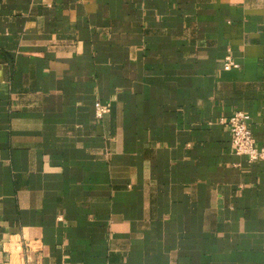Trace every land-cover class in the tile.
<instances>
[{"label": "crops", "instance_id": "0c3cea01", "mask_svg": "<svg viewBox=\"0 0 264 264\" xmlns=\"http://www.w3.org/2000/svg\"><path fill=\"white\" fill-rule=\"evenodd\" d=\"M236 109L264 149V0H0V264H264Z\"/></svg>", "mask_w": 264, "mask_h": 264}, {"label": "built area", "instance_id": "2783aa9c", "mask_svg": "<svg viewBox=\"0 0 264 264\" xmlns=\"http://www.w3.org/2000/svg\"><path fill=\"white\" fill-rule=\"evenodd\" d=\"M238 65L228 54L224 58L223 69L229 70ZM95 117L101 118L108 111V104L96 102L94 105ZM227 125L230 134V148L236 155L246 156L247 160L258 161L264 159V149L255 146V140L249 127V116L244 111L236 109L226 119H221Z\"/></svg>", "mask_w": 264, "mask_h": 264}]
</instances>
